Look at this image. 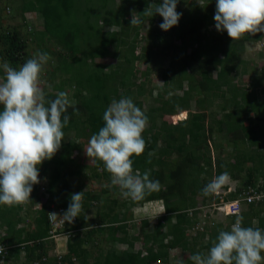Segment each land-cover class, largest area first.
Returning a JSON list of instances; mask_svg holds the SVG:
<instances>
[{
    "label": "trees",
    "instance_id": "trees-1",
    "mask_svg": "<svg viewBox=\"0 0 264 264\" xmlns=\"http://www.w3.org/2000/svg\"><path fill=\"white\" fill-rule=\"evenodd\" d=\"M2 2L6 6H0V77L4 79L5 62L18 69L37 53H47L43 69L48 84L42 87L46 99L61 91L68 95L69 87L73 92L68 98L79 112L70 106L63 114L70 120L63 128L61 147L39 166L42 178L33 185L25 214L20 205L0 207L4 240L15 244L10 255L0 256V264L14 261L18 244L25 239L37 241L27 246L29 264H43L48 244L53 243L48 238V211L52 205L68 208L70 194L81 191L80 216L65 228L71 233L67 252L62 260L55 262L53 257L47 264H170L172 250L178 248L189 257L206 254L219 231L231 229L237 214L229 216L225 227L217 224L192 234L194 222L188 210L216 202L222 195L204 196L201 189L227 172L238 185L223 195L225 199L238 197L250 185L264 190V62L244 57L247 43L262 41L264 32L232 41L226 31L215 28L216 0H179L176 10L182 16L167 31L158 26L163 22L158 14L142 16L139 26L130 25L132 10L140 16L149 4L162 0ZM17 15L20 25L7 22ZM28 15H38L43 27H33ZM154 72L164 84L155 96L158 103L146 108L145 102L154 95L155 88L147 87ZM121 97H130L150 122L142 133L144 152L131 159L133 172H150L160 189L138 202L123 198L121 190L110 184L102 162H80L90 137L103 126L106 108ZM179 109L189 110L188 116L179 120L186 116L185 111L176 114ZM102 179L105 184L99 191L89 186L102 184ZM156 200L163 201V214L154 215V221L149 216L134 220V205ZM94 207L95 219L89 216ZM147 210L145 215H153ZM239 215L243 227L264 230V199L248 204ZM130 227L138 231L130 232ZM99 235L127 248L109 247L90 261L88 244L95 245ZM189 257L184 264H193Z\"/></svg>",
    "mask_w": 264,
    "mask_h": 264
},
{
    "label": "clouds",
    "instance_id": "clouds-1",
    "mask_svg": "<svg viewBox=\"0 0 264 264\" xmlns=\"http://www.w3.org/2000/svg\"><path fill=\"white\" fill-rule=\"evenodd\" d=\"M178 2L179 0H162V3L149 4L140 16L132 10L130 25L139 26L143 23L142 16L152 17L158 14L163 18L159 27L167 31L178 25L182 16V13L176 10ZM213 19L216 30L226 31L232 41L239 40L245 34L264 32V0H216ZM48 59L47 53H37L18 69L7 62L2 65L4 82L0 83V105L3 106L0 110V207L3 208L6 207L5 205L23 207L29 201L33 185L40 182L39 177L42 178L39 166L44 160H51L61 147L64 139L63 128L70 120L69 116L63 114L70 106L75 113L79 112L66 92H58L54 99H46V93L39 86V81L43 66ZM211 108L214 109V106L212 105ZM184 111L189 114V110L181 109L176 114ZM102 119L103 126L89 139L85 153L91 160H86L85 163H93V160L102 162L111 176L110 184L117 186L123 198L127 200L142 201L147 195L159 191V181L150 179V172L145 171L143 174L133 172L131 157L140 156L146 146L142 136L150 125L146 114L130 97H121L119 100L111 101ZM227 180L228 173H221L201 189V194L204 196L222 194L218 201L197 205L188 210L194 222L191 229L194 235L200 231H208L217 224L225 227L229 216L237 214L235 222L230 225L231 229L219 231L207 254L197 253L189 257L193 264H261L264 261V256L261 255L264 252V230L242 226L243 217L239 213L246 206L234 213H226L223 207L225 203L237 198L228 200L223 197L224 194L236 190L237 185L229 192H218ZM233 181L238 182L234 179ZM102 182L105 184L103 179ZM41 189L46 187L43 186ZM82 198L83 191L72 193L68 208L58 206L66 209L59 216L64 222H68L60 230L61 233L69 232L65 228L80 216ZM159 202L162 204H158ZM159 202L156 200L134 205L132 208L134 220L140 221L142 217L149 216L154 221V215L165 212L163 201ZM54 207L58 208L57 205H52L48 214ZM34 208L37 209L38 205H34ZM146 210L147 214L153 215H145ZM50 214L55 218L57 213ZM20 227H22L21 223L18 228ZM50 230L51 225L48 238L52 239L53 243L49 241V249L44 258L46 261L43 264H47L49 260L53 261V257H56L55 262L56 259L62 260L67 252L70 238V236L67 239L53 238ZM3 234L5 233H2L1 229L0 241L10 247V255L15 244L5 243ZM25 240L18 244L21 264H29L27 246L37 242ZM36 262L42 264L40 261ZM36 262L33 261L32 264ZM179 264H183V261Z\"/></svg>",
    "mask_w": 264,
    "mask_h": 264
},
{
    "label": "rangeland",
    "instance_id": "rangeland-1",
    "mask_svg": "<svg viewBox=\"0 0 264 264\" xmlns=\"http://www.w3.org/2000/svg\"><path fill=\"white\" fill-rule=\"evenodd\" d=\"M118 3H120V0H118ZM0 6H6L3 2L0 3ZM17 18L12 19L11 22L7 21L8 23H16V24H21L22 20L20 17H18V15L16 16ZM28 20L31 22V24H33V27H37L38 29H41L43 27L42 25V21H40V18L38 15H28ZM158 24V23H157ZM159 26V25H158ZM149 27V26H148ZM147 27V28H148ZM53 56V55H52ZM244 57L248 60H251L254 63H262L264 62V38L262 41H257V42H249L246 45V51L244 53ZM47 65V64H46ZM45 71L44 69L41 72L40 75V81H39V86L42 88L44 85L48 84V80L46 78L45 75ZM45 76V77H43ZM151 84L147 87H151L153 86L154 89V95L153 97H150L146 102H145V107L149 108V105H153L154 103L157 104L158 102L155 100V96L156 94L160 91V87L163 86V80L162 77L159 73L154 72L151 75ZM139 80H143V77L140 76ZM4 79L2 77H0V83H3ZM67 92L68 95L71 94L73 92V90L69 87H67ZM178 93H183L182 90H179ZM200 97V96H199ZM196 103L194 102V100H192V104H191V109L194 110L196 109ZM188 115V112L186 113V116ZM184 118V117H182ZM186 118V117H185ZM149 123L147 124L146 128L148 127ZM145 128V129H146ZM88 145H86L85 147L87 148ZM220 151V150H219ZM86 160H91V158L89 159L86 156V153L83 152V154L80 156V162L84 163ZM236 185H238V182H234L232 178H230L228 176V180L226 181V183L218 190V192H229L230 190H233ZM89 186L94 187V190L96 189V191H99L101 189V187L104 186V183H89ZM227 186V188L225 187ZM130 200V199H128ZM158 204H162V202H159ZM132 210V209H131ZM90 218H94L96 217V208L94 207L90 214H89ZM132 227H130V232H135L138 231V229H132ZM207 238V237H206ZM97 243V244H96ZM95 243V245L91 242L88 244V248L90 250V252L92 253L91 255L93 256L92 258L96 260V258L99 256V254L102 252H105L109 247H112L113 249H116L117 251L119 250H124L125 248H127V245L125 243H115V244H111V243H107L106 239L102 236L99 235L98 236V241ZM142 243H140L138 245V248H142ZM207 254V253H206ZM262 256H264V252L261 253ZM187 257H189L188 255H185L181 249L178 250H173L172 254H171V259H170V264H179L180 261H183L184 259H186ZM9 264H14V262L12 261ZM161 264V263H160ZM184 264V262H183ZM261 264H264V261L261 262Z\"/></svg>",
    "mask_w": 264,
    "mask_h": 264
},
{
    "label": "built area",
    "instance_id": "built-area-1",
    "mask_svg": "<svg viewBox=\"0 0 264 264\" xmlns=\"http://www.w3.org/2000/svg\"><path fill=\"white\" fill-rule=\"evenodd\" d=\"M264 199V190H258L257 187L254 186H248L247 190H243L240 192L239 196L234 199L233 201H230L229 203H225L223 207L226 209V213H234L239 212L243 206H247L248 204L252 202H258L259 200ZM223 201V199H222ZM224 203V201H223ZM222 208V206H220ZM66 211L65 208L62 207H54L53 210H51L48 214L49 222L51 225V237L53 238H68L70 236V231L61 233L60 230L66 226L68 222H64L62 217L59 215H62ZM50 213H57L55 215V218H52ZM76 218H74L75 220ZM10 253V247L5 245L3 242L0 241V256L5 257ZM35 264H40L39 262H36Z\"/></svg>",
    "mask_w": 264,
    "mask_h": 264
},
{
    "label": "crops",
    "instance_id": "crops-1",
    "mask_svg": "<svg viewBox=\"0 0 264 264\" xmlns=\"http://www.w3.org/2000/svg\"><path fill=\"white\" fill-rule=\"evenodd\" d=\"M31 202H32V201H27V203L23 206V210H24L23 213H22L23 215H24L25 212L27 211V208H29V206H31ZM35 204H36V203H35ZM35 204H34V205H35ZM34 205H33V207H34ZM5 206H6V207H9V206H7V205H5ZM6 207H4V208H6ZM12 219H13V218H12ZM18 226H19V225H18ZM18 226H17V227H18ZM2 233H5V234H3L2 236L6 235V229L2 228ZM10 240H13V239L10 238V236H9V241H10ZM7 241H8V240H7ZM7 241L4 240L5 243H8ZM8 244H10V243H8ZM12 257H14V255H13ZM92 257H93V256H92ZM92 257H90V261L95 260V258L93 259ZM12 259H14V261H13L14 264H21V260H20L19 258H17L18 260H17L15 257L12 258ZM9 260H11V259H9Z\"/></svg>",
    "mask_w": 264,
    "mask_h": 264
}]
</instances>
